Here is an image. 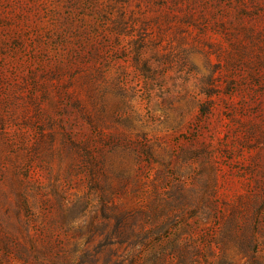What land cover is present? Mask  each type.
I'll return each mask as SVG.
<instances>
[{"label":"rangeland","instance_id":"1","mask_svg":"<svg viewBox=\"0 0 264 264\" xmlns=\"http://www.w3.org/2000/svg\"><path fill=\"white\" fill-rule=\"evenodd\" d=\"M0 227V264H264V0H0Z\"/></svg>","mask_w":264,"mask_h":264},{"label":"trees","instance_id":"2","mask_svg":"<svg viewBox=\"0 0 264 264\" xmlns=\"http://www.w3.org/2000/svg\"><path fill=\"white\" fill-rule=\"evenodd\" d=\"M6 231H7V230H6L5 227H3V228L0 227V249L4 250L5 252H6L7 249H8V247H7L8 243H7V242L10 241V243H11V242L15 241V240H13V239H11V238H4V237L1 236V234L6 233ZM30 248H31L33 251L36 250L35 247H34V245H33L32 243L30 244ZM20 249H21V248H20ZM65 264H68V263H65Z\"/></svg>","mask_w":264,"mask_h":264}]
</instances>
